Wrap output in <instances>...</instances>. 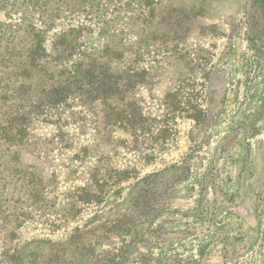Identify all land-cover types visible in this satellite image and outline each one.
<instances>
[{
	"label": "rangeland",
	"instance_id": "374dc122",
	"mask_svg": "<svg viewBox=\"0 0 264 264\" xmlns=\"http://www.w3.org/2000/svg\"><path fill=\"white\" fill-rule=\"evenodd\" d=\"M61 1L45 51L75 29L111 73L145 69L143 124L74 99L12 149L17 175L2 146L0 264H264V0Z\"/></svg>",
	"mask_w": 264,
	"mask_h": 264
},
{
	"label": "trees",
	"instance_id": "16d2710c",
	"mask_svg": "<svg viewBox=\"0 0 264 264\" xmlns=\"http://www.w3.org/2000/svg\"><path fill=\"white\" fill-rule=\"evenodd\" d=\"M83 2L84 9L95 4L93 0ZM62 6L61 0H0V12L15 10L21 17V22L13 27L0 22V152L5 146L14 162L15 175L21 170L18 168L20 155L12 149H23L29 131L37 121L61 126V112L70 108L74 99L85 109L92 108L93 101L101 102L111 112L110 118H122L127 126L124 129L130 124L131 128L143 124L131 110L134 104L125 100L136 84L147 82L145 69L120 63L123 69L111 73L110 64L100 61L99 55L81 49L75 29L60 32L53 54L45 51L41 28L49 29L55 25ZM116 100L124 103L113 105L109 102ZM55 117L57 119L53 121ZM31 176L30 173L22 186L30 187ZM154 187L155 183L149 191ZM34 193L32 187L29 198ZM14 232L15 229L7 230L8 235ZM12 250L14 254L19 252L16 247Z\"/></svg>",
	"mask_w": 264,
	"mask_h": 264
}]
</instances>
